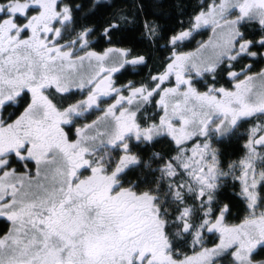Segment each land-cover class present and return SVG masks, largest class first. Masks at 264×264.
Here are the masks:
<instances>
[{
    "label": "snow or ice",
    "instance_id": "6c2138e0",
    "mask_svg": "<svg viewBox=\"0 0 264 264\" xmlns=\"http://www.w3.org/2000/svg\"><path fill=\"white\" fill-rule=\"evenodd\" d=\"M81 10L0 0V264H264V69L243 63H264V0H207L171 35L141 18V3L113 13L102 52L93 27L77 31ZM136 26L171 55L151 83L116 87L114 73L147 64L111 46ZM205 27L207 42L179 50ZM224 76L231 88L218 86ZM109 95L103 115L77 127ZM234 137L241 155L226 159ZM164 140L167 153L153 150ZM230 188L246 206L238 225L226 222Z\"/></svg>",
    "mask_w": 264,
    "mask_h": 264
},
{
    "label": "trees",
    "instance_id": "16d2710c",
    "mask_svg": "<svg viewBox=\"0 0 264 264\" xmlns=\"http://www.w3.org/2000/svg\"><path fill=\"white\" fill-rule=\"evenodd\" d=\"M206 2L207 0H100L99 4H97L96 0H71L73 5H80L82 9L76 13V19L78 21L77 31H79V26L84 25L91 26L96 30V35L91 37V40L96 45L95 51H102L104 48L110 46L108 41L102 38L101 33L103 26L113 16V13L123 11L135 15L142 3L143 13L141 14V18L146 14L148 18L154 19L160 25L163 30L162 34L171 35L173 30L180 31L181 23H183L184 28H187L191 18ZM255 27L249 25L250 36L255 33ZM208 34L209 27L201 28L198 32L194 33V38L185 41L179 50L184 52L195 50L201 42L205 41ZM111 46L129 49L132 56L143 55L147 60L146 66H135L134 70L133 66L128 65L124 69H121L120 72L114 73L116 74L115 86L120 88H124L129 83L136 85L151 83L150 77L164 70L163 65L167 57L171 55L169 51L171 45L167 43L166 39H161L158 44L149 47L143 40L139 26L126 29L113 39ZM243 63H253V72H258L264 68V63L258 59L254 62L251 57L246 58ZM236 70L239 71V67ZM218 86L228 88L232 84L228 81L227 76H224L220 79ZM81 98H85L84 94L78 93L73 96L72 100H65V103L75 102ZM114 102L112 96L109 95L102 105L99 104L98 108L94 107L86 112L83 117H80L77 127L82 126L84 121L91 123V121L97 120L103 115V111ZM156 118L158 119V115ZM250 127V124H246L245 127L241 128V136L246 135L247 129ZM243 143V139L234 137L231 142L223 144L221 148L225 158L237 159L241 155ZM153 150L167 153L170 150V145L167 140H164V142L157 144ZM238 190L237 184L236 191ZM226 197L224 202L229 203L231 207V215L227 217L226 222L229 225L241 223L247 215L246 206L239 198L232 194L231 188L226 193ZM217 243H219L218 234H210L205 239V245L207 247H213ZM185 252L191 255L193 250L191 248H185ZM257 258L264 259V251H260ZM221 259L223 264H231V257Z\"/></svg>",
    "mask_w": 264,
    "mask_h": 264
},
{
    "label": "flooded vegetation",
    "instance_id": "af4514ba",
    "mask_svg": "<svg viewBox=\"0 0 264 264\" xmlns=\"http://www.w3.org/2000/svg\"><path fill=\"white\" fill-rule=\"evenodd\" d=\"M31 14H35V12H32ZM93 42V41H92ZM94 43V42H93ZM115 47V46H114ZM107 48V47H106ZM106 48H104V49H106ZM103 49V50H104ZM102 50V51H103ZM102 51H98V52H102ZM102 88L104 87V85H102L101 86ZM83 94V93H82ZM107 99V97L106 96H103V97H101L100 98V100H99V104H103V102L105 101ZM20 111H22V108L20 109ZM5 231H7V224H6V222H4V221H0V233H3V232H5Z\"/></svg>",
    "mask_w": 264,
    "mask_h": 264
},
{
    "label": "rangeland",
    "instance_id": "374dc122",
    "mask_svg": "<svg viewBox=\"0 0 264 264\" xmlns=\"http://www.w3.org/2000/svg\"><path fill=\"white\" fill-rule=\"evenodd\" d=\"M213 36V33H212V31H211V29L209 28V34L207 35V37H206V39H205V41L204 42H207L209 39H210V37H212ZM194 51V50H193ZM264 69V68H263ZM115 75L116 74H113V80H114V82L116 81V77H115ZM172 84H174V79H173V81H172ZM102 86V85H101ZM201 87V90L203 91V90H205L204 89V87L203 86H200ZM232 86H230V87H228V88H231ZM86 91V90H85ZM107 97H109V96H107ZM86 98V97H85ZM157 99H158V97H157ZM85 123H89L88 121H84V124ZM91 123H92V121H91ZM240 224V223H239ZM231 225V224H230ZM234 225V224H233ZM235 225H238V224H235ZM193 254V253H192ZM191 254V255H192ZM258 259V258H257Z\"/></svg>",
    "mask_w": 264,
    "mask_h": 264
}]
</instances>
